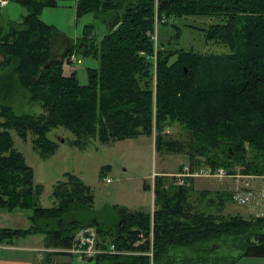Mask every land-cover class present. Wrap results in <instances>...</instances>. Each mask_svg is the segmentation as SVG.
<instances>
[{"label":"trees","instance_id":"1","mask_svg":"<svg viewBox=\"0 0 264 264\" xmlns=\"http://www.w3.org/2000/svg\"><path fill=\"white\" fill-rule=\"evenodd\" d=\"M9 1L22 4L27 14L19 25L8 23L10 27L0 32L3 65H14V71L0 79V96L10 98L20 85L42 109L17 112L0 101V207L11 212L32 210L27 228H0V244L41 233L46 248L64 249L72 245L79 229L94 226L100 237H112L110 242L117 248L139 252L150 248L148 237L153 232L156 264H233L236 257L217 254V241L228 239L239 257L264 256V217L199 209L191 199L193 188L187 177L177 184L168 174H156L153 183L144 184L146 190H153V211L119 206L110 208L114 212L108 216L94 208L93 187L67 172L53 187L54 205L44 206L43 185L35 181L34 169L15 147L12 135L15 131L24 140L31 136L34 150L44 159L58 145L50 137L58 126L70 130L71 143L80 148L92 139L110 144L156 133L157 148L167 145L180 152L182 145L167 141L165 132L178 124L191 133L190 159L201 155L205 166H222L234 173L233 166L239 165L245 173L264 175V163L248 158V145L264 156V0H157L158 11L156 0H74L77 16L93 12L100 24L105 23L106 32L101 38L98 33L90 37L91 27H96L86 25L85 35L72 40L58 60L51 59L57 31L39 15L44 7L65 0ZM191 16L209 17L206 41L224 43L230 51L199 52L159 42L155 70L149 58L154 43L148 32L155 29L156 20L166 24ZM172 24L179 34L181 28ZM76 49L80 56L92 54L99 61L98 68H88L85 84L76 70L65 73L68 57ZM200 195L208 198L210 191ZM52 256L46 253L44 262ZM96 257L108 264L149 263L144 254Z\"/></svg>","mask_w":264,"mask_h":264},{"label":"rangeland","instance_id":"2","mask_svg":"<svg viewBox=\"0 0 264 264\" xmlns=\"http://www.w3.org/2000/svg\"><path fill=\"white\" fill-rule=\"evenodd\" d=\"M157 3H159V1L156 0L155 11H158ZM26 14L27 9L19 2H7V4L0 9V32L2 31L1 29L10 27L8 23L13 25L18 23L19 25ZM77 15L76 1L74 0L60 1L59 5L55 7H44L40 12V19L47 24H52L57 31L55 33L56 36L53 38L54 46L52 44V53L56 57H54L56 60L62 57L60 52L63 47V40L66 39L71 41L82 37L86 33V25L95 24L96 28L91 27L92 32H90V37L94 36L96 33H98V37H101L106 32L105 23L100 24L93 12H86L80 16ZM163 19L165 21L162 20V22H166L168 17L165 15ZM162 22L158 26L159 42H163L164 44L162 43V45L169 48L194 49L199 52L205 50L220 52L230 51V48L224 43L215 45L206 41L204 28L212 22L209 17L191 16L171 20V23L165 24ZM173 22L181 28L179 34L176 32L177 27L172 24ZM164 30L166 31L164 32ZM77 56L81 58V63L77 61L67 63L65 73L70 74L68 73L69 68L76 70L79 81L85 84L89 79L88 68H98L99 61L92 54L88 53H84L80 56L77 51ZM52 58L53 57H51V59ZM5 60L4 55L0 52V79L2 75L14 71L13 63L3 65ZM0 101L10 104L17 112L40 113L42 109L39 102H32L30 100L29 91L20 85L17 86V89L13 90L10 98L4 100L0 96ZM165 132H168L166 140L168 141V139H171L172 141H178L182 145V151L178 152L171 150L167 145L160 149L157 148L155 146L156 133L152 135L142 134L137 138H126L110 144L102 143L99 139H92V142L86 148H80L71 143V139L74 138L73 133L66 128L58 126L50 132V137L57 139L58 145L50 157L44 159L34 150L31 136L27 140H24L22 137L18 136L15 131H12V135L15 147L23 154L26 163L34 169L35 181L43 185L41 204L47 207L54 205V198L52 195L53 187L58 180L65 178V173L67 172L76 174L85 183L93 187L95 192L94 208L97 212H105L108 216H112L114 212L110 210V208L119 206L127 207L130 211H153L155 207L153 190H146L144 188L145 181L153 183L156 174L165 173L168 174L170 178L173 177L176 182L178 176L175 177L174 173L179 172L183 165L190 164V162L200 166L196 167V169L210 170H200L199 172L202 174H212V172L224 168L226 174L231 176L242 174L259 178V180H256L254 183L256 187H260L264 183V175L245 173L241 170L242 168L239 165H234V173H229L227 169L222 166H205V156L196 155V157L193 156L190 159L191 152H194L191 147V133L181 125L174 124L170 127H166ZM254 157L259 158L260 161L264 163L263 152L248 145V158ZM195 158L203 161V163H197ZM103 168H105V174L101 173ZM103 176L111 177L112 182L108 183L105 180L106 177L103 178ZM231 176L227 177L225 175L222 178L216 175H211V177H187L185 181L191 184L193 188L191 199L199 209L215 214H228V212H232V214L235 215L239 213L250 218V215H254L253 209L250 206L237 203L232 197V192H226V190L230 189L233 191L236 186V179ZM190 178H193L192 183ZM178 180H180V177H178ZM205 190L210 191L208 198H204L208 195H200V193ZM220 190L225 192H220ZM209 199H212V201H209ZM30 212H32V210L16 209L12 213L22 214L26 217V213L29 214ZM105 218L108 219V217ZM106 236L107 237L101 235L100 238L104 242L114 241L112 237ZM217 242L219 245L217 254L229 259L236 257L237 259L233 264H264V256L239 257V251L231 245L232 242L230 239H228V241L219 240ZM61 250L62 248H47L46 251L42 252L44 253L43 255L40 254L38 264L109 263L108 260L99 261L98 257H85L80 259L68 254L56 255L57 252ZM126 251L131 252L132 250ZM46 253L53 254L49 263L44 262ZM146 256L150 261L149 256Z\"/></svg>","mask_w":264,"mask_h":264},{"label":"built area","instance_id":"3","mask_svg":"<svg viewBox=\"0 0 264 264\" xmlns=\"http://www.w3.org/2000/svg\"><path fill=\"white\" fill-rule=\"evenodd\" d=\"M7 3V0H0V8H2ZM148 35L150 39L154 43V52L149 55V58L154 63V69L157 67V50L159 45V30H158V20L155 23V29L153 31H149ZM144 53V52H142ZM69 62L81 63V59L77 56L76 51L72 52L68 57ZM200 170L207 169H196L191 165L187 164L183 166V169L176 173L175 176L180 177V180L177 179V183H184V177H211V175H216L219 178L223 176H231L226 174V170L224 168H220L216 172H212V174H202ZM210 171V170H207ZM231 177L236 179V186L233 190L232 197L234 201L239 204L250 206L256 217L264 216V183L261 187L255 186V178L252 175H242L236 174ZM105 180L110 183L112 182L111 177H106ZM142 240L146 239L143 233L140 234ZM150 248L147 251H131L128 252L125 249H119L116 247V244L113 242H104L94 226H86L79 229L74 237L73 243L70 247L62 249L68 255H73L77 258H85V257H96L99 254H127V253H142L148 255L150 258L149 264H156V260L154 257V246H153V232L150 233ZM139 240L136 244L141 243ZM2 244H0L1 248ZM47 250V249H46Z\"/></svg>","mask_w":264,"mask_h":264},{"label":"crops","instance_id":"4","mask_svg":"<svg viewBox=\"0 0 264 264\" xmlns=\"http://www.w3.org/2000/svg\"><path fill=\"white\" fill-rule=\"evenodd\" d=\"M220 192L225 191L220 190ZM226 192H231V189L226 190ZM228 214L233 215L232 212H228ZM30 224L28 213L25 217L22 214H14L5 208H0V228H27ZM46 249L44 234H29L18 238L14 243L2 244L0 264H36L40 254L43 255L42 252Z\"/></svg>","mask_w":264,"mask_h":264},{"label":"flooded vegetation","instance_id":"5","mask_svg":"<svg viewBox=\"0 0 264 264\" xmlns=\"http://www.w3.org/2000/svg\"><path fill=\"white\" fill-rule=\"evenodd\" d=\"M56 35H54V37H55ZM64 39H65V37H64ZM64 42H63V47L61 48L62 50H61V52H60V54H61V56H63L64 55V53L68 50V48H69V45H70V43H71V41H68V40H63ZM54 42V41H53ZM53 46H54V43H53ZM53 46H52V48H53ZM53 58L55 57L54 55L52 56ZM52 58V59H53ZM56 58V57H55ZM54 58V60H56ZM60 59V58H59Z\"/></svg>","mask_w":264,"mask_h":264},{"label":"water","instance_id":"6","mask_svg":"<svg viewBox=\"0 0 264 264\" xmlns=\"http://www.w3.org/2000/svg\"><path fill=\"white\" fill-rule=\"evenodd\" d=\"M62 59H63V56H62ZM123 208V210L125 209V207H122ZM122 222H123V219L122 220H120V222H119V226L122 224ZM99 224V223H98Z\"/></svg>","mask_w":264,"mask_h":264}]
</instances>
